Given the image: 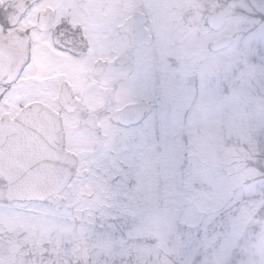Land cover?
I'll return each mask as SVG.
<instances>
[{
    "label": "rangeland",
    "instance_id": "1",
    "mask_svg": "<svg viewBox=\"0 0 264 264\" xmlns=\"http://www.w3.org/2000/svg\"><path fill=\"white\" fill-rule=\"evenodd\" d=\"M236 1L237 7L229 10L219 31L207 27L206 17L228 0H173L178 8L173 13L172 3L166 0L157 2L156 8V2L149 0H32L26 3L23 25L27 17H33L36 10L47 6L57 11L56 24L67 23L69 19L62 18V13L68 6L82 12L86 7L95 12L93 18L91 14L81 15V20L90 24L86 34L89 28L96 34L88 37L90 46L97 36L107 39L104 53L107 44L116 39L117 27L130 14L129 10L166 12L162 17L150 15L146 27L161 44L159 54L166 63L182 69L178 116L185 109L190 113L189 119L177 126L174 117L169 133L177 143L185 135L201 162L220 173L222 191L205 199L204 209L211 211L198 217L202 224L199 228L190 229L174 222L167 203L165 208L156 209L155 201L149 200L155 194L145 191L143 180L138 176L140 203L137 205V196H134L131 206L139 207L145 218L133 227V235L150 237L152 243L132 241L127 246H120L99 228L101 219L110 213L100 211L94 215V210L106 208L115 195L100 176L78 177L72 188L45 202H8L0 194V264L44 263L27 256L29 247L38 255L62 250V258L43 259L49 261L46 264H76L79 259L76 261L74 252L79 246L70 243L76 235L88 243L82 252L81 264H105L108 257V261L115 257L117 264H125L121 259L125 256L131 257V264H173V259L177 264H230L234 253H238L237 264H258L256 251L264 244V179L251 162L257 161L259 149L264 148V142L258 140L254 118V113L264 109L257 95L264 81V67L247 62L250 56L247 37L264 35V0ZM14 5L10 2L11 10L15 9ZM189 8L196 13L187 18ZM80 26L86 27V24ZM226 35L233 41L224 51L209 48L210 43ZM222 82L231 86L228 95L220 90ZM167 175L174 177L176 169H170ZM164 186L165 195L168 186ZM141 202L147 204L141 205ZM229 205L234 207V214L227 217L223 233L213 232L211 225L205 233L203 224L211 221L212 213ZM186 219L192 221V217ZM114 222L119 224L115 226L117 236L131 227L128 221L125 230L120 224L124 220ZM253 227L255 232L251 231ZM103 253L105 259L100 261Z\"/></svg>",
    "mask_w": 264,
    "mask_h": 264
},
{
    "label": "flooded vegetation",
    "instance_id": "2",
    "mask_svg": "<svg viewBox=\"0 0 264 264\" xmlns=\"http://www.w3.org/2000/svg\"><path fill=\"white\" fill-rule=\"evenodd\" d=\"M149 1L156 2V8L157 2L165 0ZM166 1L172 3V13L175 12L177 5L173 0ZM10 2L16 4L14 10L10 9ZM26 3H32V0H0V119L11 122L18 115L32 114L39 104L54 111L62 121L64 149L76 156L79 162L77 171L82 173L79 176L82 178L91 176L87 174L86 146L107 132L103 109L109 101H117L120 108L130 105L131 84L135 83L139 88L155 77L162 92L178 100L174 123L175 126L181 123L178 110L181 106L182 69L172 63L168 65L161 57V44L155 41V34L148 28L152 37L151 44L132 46L126 33L116 31V39L107 44L104 53L107 39L97 36L98 39H94L93 46H90L88 37L96 34L90 31L91 28L88 29L89 34H86L90 24L81 20V15L91 14L93 18L95 12L86 7L82 12L68 6L62 18L69 20L65 18V21L68 20L66 24H56L57 11L47 6L43 10H36L33 17H27L23 25V15L28 6ZM225 4L220 5V8ZM49 8L53 10L50 11V18L48 12H45ZM129 11L130 14L125 16L117 30L127 18L138 12L143 14L145 20L153 14H156L155 17L166 15V12L158 13L156 10ZM195 13L189 8L186 16L192 17ZM83 24L86 27L80 26ZM130 65L135 69L134 78L133 74L126 72ZM149 115L146 110L144 117ZM131 126L136 125L133 123ZM13 129V124H10L9 130ZM43 145H47L46 139H39L37 131L23 123V130L13 134L7 154L14 161L25 158L29 162L32 153L37 158L44 154L43 148H40ZM145 163L144 157L130 161L129 172L141 176ZM7 185L5 177L0 175V194L5 193ZM164 188V185H161L159 191L154 188L152 194L155 195L149 196V200L155 201L157 210L166 206ZM144 204L147 203L141 202V205Z\"/></svg>",
    "mask_w": 264,
    "mask_h": 264
},
{
    "label": "snow or ice",
    "instance_id": "3",
    "mask_svg": "<svg viewBox=\"0 0 264 264\" xmlns=\"http://www.w3.org/2000/svg\"><path fill=\"white\" fill-rule=\"evenodd\" d=\"M140 7V6H138ZM135 21V14L126 25L117 31H130ZM103 44V41H101ZM247 45L250 50L248 63L264 67V35L247 37ZM127 73L133 74L135 69L129 66ZM261 92L259 101L264 104V81L259 85ZM220 90L228 95L231 86L228 82L220 84ZM255 91V90H253ZM131 97L130 105L120 108L117 101H109L103 109L106 117L107 132L100 135L92 144L87 145L86 162L87 174L104 178L115 195L104 209L96 212L107 211L110 215L104 216L99 224L101 232H107L118 242L120 246H127L130 242L150 244V237L133 235V227L144 220V212L139 207H132L131 202L137 196V205L140 201L137 193V185L140 178L129 172V162L144 157L145 167L142 171L145 191L160 190L161 185L168 186L165 194L166 203L173 214L177 225H187L191 228H199L202 224L198 217L206 215L211 210L204 209V201L212 195H219L222 191L220 173L210 169L201 162L189 146L188 138L181 135L177 143L170 136L169 129L174 120L175 105L178 100L165 95L155 77L150 82H145L141 87L135 83L129 86ZM131 109V111L129 110ZM150 115L145 118V111ZM187 109L180 113V121L183 123L189 119ZM256 121L257 137L264 142V109L254 113ZM135 123V127L131 125ZM99 135V130H97ZM47 158L37 161L35 153L29 156V167L36 171L31 177V182L37 186L46 182L49 177L48 170L43 166ZM67 168L65 188H72V181L82 173L77 171L79 162L64 165ZM176 169V175L169 178L170 169ZM234 214V207L219 208L212 213L211 221L203 224V230L207 233L209 225L212 231L223 233L227 217ZM186 217H192L189 222ZM124 220L131 223L126 232L116 235L114 221ZM252 232L256 228L251 229ZM258 264H264V244L256 251ZM125 264H131V257H122ZM238 253H234L230 264H237ZM105 264H117V258L111 261L105 260Z\"/></svg>",
    "mask_w": 264,
    "mask_h": 264
},
{
    "label": "water",
    "instance_id": "4",
    "mask_svg": "<svg viewBox=\"0 0 264 264\" xmlns=\"http://www.w3.org/2000/svg\"><path fill=\"white\" fill-rule=\"evenodd\" d=\"M236 0H230L228 4L216 12L208 15V26L213 30L220 29L226 22L229 8L237 7ZM51 9H46L50 18ZM45 14V13H44ZM43 14V15H44ZM45 18L47 17L44 15ZM133 16L127 18L120 26L126 25ZM145 17L142 13L135 14L130 31L126 33L130 44L135 47L149 45L152 37L145 27ZM233 39L229 36L219 39L210 44L213 50L222 49L232 43ZM122 58V57H119ZM104 64V62H103ZM131 111V109H129ZM23 123L28 125L33 131H37L39 139L45 138L47 145H43L44 154L36 157L37 161L41 158H47V163L43 166L48 170L49 177L45 183L37 186L31 182V177L36 171L29 167V162L23 158H14L7 154L10 151L13 134L23 130ZM10 124L14 129L9 130ZM18 138V137H17ZM64 132L61 119L49 108L39 104L37 108L29 115H18L11 122L0 119V175L5 177L8 185L4 197L9 201L25 202L39 201L44 202L47 199L60 194L65 189V177L67 174L66 164H72L77 161L76 156L64 149ZM6 140V141H5ZM21 166V167H20Z\"/></svg>",
    "mask_w": 264,
    "mask_h": 264
},
{
    "label": "trees",
    "instance_id": "5",
    "mask_svg": "<svg viewBox=\"0 0 264 264\" xmlns=\"http://www.w3.org/2000/svg\"><path fill=\"white\" fill-rule=\"evenodd\" d=\"M259 150H260V152H259V155H257V157H258L257 161L251 162V165H255L256 169L259 168V171H261V176H263L262 179H264V148H261ZM120 224L123 225L124 230L126 229V227L128 225L126 221H124ZM117 225H119V224L114 222V226H117ZM116 232H117V230H116ZM71 239H72V242H70L71 245L77 244L79 246L78 249L74 252V257L76 258V261L79 259V262L77 261L75 263L81 264V259H82L81 255H82V252L88 247V243L85 242V240L82 239L79 235L73 236ZM26 253H27L28 257H33V259H36L38 262H41V261L44 262L42 264H46L49 262L48 260H43V259H49L50 257L62 258L61 257V255H62L61 249H59L58 252H55L53 254L45 252V253L38 255L36 250L33 247H29L27 249ZM103 259H105L104 253L100 255V261ZM107 259H109V257ZM101 263H103V262H101Z\"/></svg>",
    "mask_w": 264,
    "mask_h": 264
},
{
    "label": "clouds",
    "instance_id": "6",
    "mask_svg": "<svg viewBox=\"0 0 264 264\" xmlns=\"http://www.w3.org/2000/svg\"><path fill=\"white\" fill-rule=\"evenodd\" d=\"M173 264H177V262L175 261V259H173Z\"/></svg>",
    "mask_w": 264,
    "mask_h": 264
}]
</instances>
